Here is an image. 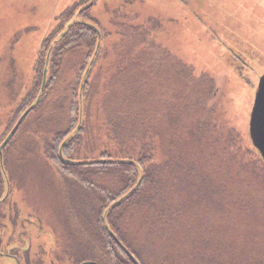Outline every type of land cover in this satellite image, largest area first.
<instances>
[{"label": "trees", "instance_id": "1", "mask_svg": "<svg viewBox=\"0 0 264 264\" xmlns=\"http://www.w3.org/2000/svg\"><path fill=\"white\" fill-rule=\"evenodd\" d=\"M69 9L41 48L14 122L36 100L49 53L44 91L24 122L45 131L64 206L100 264H134L122 247L138 264H199L211 242L220 260L210 264H264V161L208 105L214 80L116 15L119 41L106 55L102 31L91 63L97 34L77 22L65 29L80 10Z\"/></svg>", "mask_w": 264, "mask_h": 264}, {"label": "rangeland", "instance_id": "2", "mask_svg": "<svg viewBox=\"0 0 264 264\" xmlns=\"http://www.w3.org/2000/svg\"><path fill=\"white\" fill-rule=\"evenodd\" d=\"M74 5L84 12L89 10L92 22H98L99 29L107 33L103 40L106 55L112 51L110 45L119 41L121 27L114 26L115 15L129 26L145 20L160 22L151 29L154 43L190 66L195 75L212 78L208 105L217 114H225L231 127L248 135L257 79L264 73V0H0V146L9 126L16 123V106L34 83L41 48L46 47L50 34L55 32L59 18ZM79 17L83 22L91 21L82 16L78 20ZM237 55L247 60L243 66H250L245 75L238 72ZM203 84L200 90L204 92L207 85ZM29 128L27 121L2 148L0 197L4 196V200L0 204V242L27 245L28 239H41L48 244V253L49 239H54L50 228L54 224L60 228L61 224L68 234L64 241L73 242L71 248H75L77 259L100 264V255L64 206L59 176L41 144L45 131L33 127L29 139ZM245 142L250 146L248 137ZM224 227L231 230L230 225ZM205 235L209 243V232H202L201 236ZM217 247V242H211L198 263L219 261ZM192 249H188L191 258ZM61 250L57 242L53 254L68 251L65 247ZM12 254L20 256L19 250Z\"/></svg>", "mask_w": 264, "mask_h": 264}, {"label": "flooded vegetation", "instance_id": "3", "mask_svg": "<svg viewBox=\"0 0 264 264\" xmlns=\"http://www.w3.org/2000/svg\"><path fill=\"white\" fill-rule=\"evenodd\" d=\"M81 1H85V0H81ZM80 11H83V13L81 15H79ZM88 11L89 10L84 12V10L81 9V8H80V10L77 9L76 11H74V14L78 13V16L87 17V18H89L91 20L90 22L86 23V22L82 21L83 18L79 17L81 20H79V22H77V23H79L81 25H84V26H91V25L95 26L93 24L96 23V22H92L94 20L90 18V15H89ZM156 23L161 24L157 20H154V21L153 20H145L142 24H138L135 27H139V28L142 27L145 30L148 29V30L152 31L151 29H153V28L156 29V27H157ZM114 26H116V25H114ZM97 29L102 34V31L99 29V27ZM61 30H62V27H61ZM243 58H242V56L237 55V59L239 61L238 62L239 66L237 65V69H238V72H239L240 75H245L244 74L245 72H248V71L251 70L250 66H248V67L243 66V65H246V61H247V60H244ZM240 61H241V63H240ZM263 75H264V73L261 76L258 77L255 91H256L257 86L259 84V79ZM248 83H249V81H248ZM254 94H255V92H254ZM24 120L22 121L23 125L25 124V122L28 121V120H26L24 122ZM21 124H20V126H23ZM14 125H12V127H14ZM20 126H19L18 129L22 128ZM12 127L10 126V130L7 133V135L12 130ZM30 130H31V127L28 129V131H30ZM16 132L14 133V135L16 134ZM7 135L5 136V138L7 137ZM14 135L12 137H14ZM26 136L29 138V132L26 133ZM34 141H36V140H34ZM3 200H4V196L1 198L0 204L3 202ZM60 229H61L62 233H61ZM50 230L54 233V239H52V240L49 239V244H50V249L51 250L48 253H47L48 244L44 243L41 239H38L37 241H33V240L30 241L28 239L27 240V243H28L27 245H26V243L13 245V244L9 243V241H8V243H4V241H1L0 242V264H81V263H83V261L80 262L77 259L78 255H76L74 253L75 252V248H74V250H72V248H71V246L73 245V242L70 241V239L64 241V235H65V238H67L68 234L66 233V231L62 227V225L60 224V228H59L58 224H56V225L54 224V226L51 227ZM36 231L37 230L33 229V232H36ZM60 235H62L63 237L60 236ZM71 238H72V235H71ZM57 242L60 244V247L62 249L61 252L64 250V247H65L66 251L68 250L65 254H59V255L58 254H53V247H55L57 245ZM18 250H19L20 256L12 254V252L14 253L15 251H18ZM86 262H94V263H96L95 261H86Z\"/></svg>", "mask_w": 264, "mask_h": 264}, {"label": "water", "instance_id": "4", "mask_svg": "<svg viewBox=\"0 0 264 264\" xmlns=\"http://www.w3.org/2000/svg\"><path fill=\"white\" fill-rule=\"evenodd\" d=\"M75 17H76V19H74ZM74 18L71 20V22L67 25V27L65 29H67L71 24L79 22V20L77 19L78 13L75 14ZM92 27L94 28V30L97 34L98 43L96 45V50H95V53L93 55V59L91 60V63L94 61V58L96 57V55L98 53V50L100 47V42H101V34H100L99 30L95 26H92ZM64 33L65 32H62L61 34H59V36L56 38V40H54V42L52 43L51 48L57 43V41L62 37V35ZM48 62H49V53H48L46 60H45V68H44L43 73H42V83H41V87H40V92H39L36 100L34 101V103L28 109H26V111L19 117L16 124L14 125V127L12 128V130L10 131V133L7 135L4 142L0 146V159L2 156V148H4L6 146V144L9 142L11 137L14 135V133L19 128L22 121L26 118V116L30 113V111L37 105L38 100L40 99V97L44 91V87H45L46 79H47V72H48ZM248 136H249V140L251 142V145L255 148V150L259 153V155L261 156V158L264 161V75L259 79V84H258L257 89H256L255 94H254L253 105H252L250 117H249ZM59 157H60V160L63 164L68 165L71 163L62 157L61 151H60ZM110 235H111L112 239L116 243H118V240L115 238V236L113 234H110ZM119 246H120V244H119ZM122 248H123L125 254L127 255V257L130 258V260L134 264H138V262L133 258V256L124 247H122ZM81 264H96V263L84 262Z\"/></svg>", "mask_w": 264, "mask_h": 264}]
</instances>
